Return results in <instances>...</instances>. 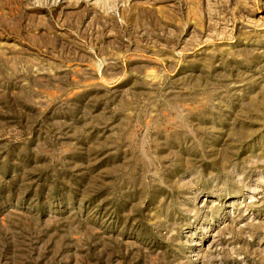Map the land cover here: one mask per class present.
I'll list each match as a JSON object with an SVG mask.
<instances>
[{
  "label": "rangeland",
  "instance_id": "obj_1",
  "mask_svg": "<svg viewBox=\"0 0 264 264\" xmlns=\"http://www.w3.org/2000/svg\"><path fill=\"white\" fill-rule=\"evenodd\" d=\"M0 264H264V0H0Z\"/></svg>",
  "mask_w": 264,
  "mask_h": 264
}]
</instances>
